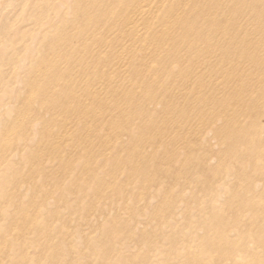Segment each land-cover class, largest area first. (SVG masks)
Returning a JSON list of instances; mask_svg holds the SVG:
<instances>
[{
  "label": "rangeland",
  "instance_id": "rangeland-1",
  "mask_svg": "<svg viewBox=\"0 0 264 264\" xmlns=\"http://www.w3.org/2000/svg\"><path fill=\"white\" fill-rule=\"evenodd\" d=\"M42 1L48 8L39 15ZM69 1L0 0V264H264L263 165L257 159L261 165L254 167L258 144L242 138L237 143L240 137H234L233 145L207 131L194 137L199 142L194 149L186 144L191 163L180 164L182 172L170 198L157 180L141 185L133 178L130 183L127 164L118 169L112 189L117 194L111 196L110 187L100 186L99 181H110L113 168L96 160L91 168L76 162L72 152L83 145L74 147L79 144L76 138L70 139L68 133L60 142L56 138L60 126L52 122L46 127L36 118L28 127L17 125L18 117L34 114L32 108L27 113L24 105L30 83L38 80L41 85L50 79L47 61L54 57L50 49L56 34L78 24L74 11L69 12L76 0ZM170 8L164 4L163 12ZM76 41L71 38L63 48H76L80 43ZM102 69H108L106 64ZM118 76L114 72L109 77L124 80ZM121 98L117 95L118 101ZM55 103L51 108L38 103L35 113L52 121ZM107 117L113 120L112 115ZM120 131L117 144L126 145L124 122ZM56 141L61 143L58 148ZM67 162L72 165L69 173ZM143 192L148 198H142ZM29 223L34 226L28 227Z\"/></svg>",
  "mask_w": 264,
  "mask_h": 264
},
{
  "label": "bare ground",
  "instance_id": "bare-ground-1",
  "mask_svg": "<svg viewBox=\"0 0 264 264\" xmlns=\"http://www.w3.org/2000/svg\"><path fill=\"white\" fill-rule=\"evenodd\" d=\"M42 4L39 15L47 12ZM164 4L171 7L169 12H163ZM71 10L78 24L56 34L50 49L54 57L47 53L49 68L43 62L49 82L45 79L39 85L37 78L30 83L33 86L26 89L30 95L23 103L27 113L32 108L34 114L19 112L18 126L30 125L36 118L46 127L52 122L60 126L56 136L60 142L68 133L70 139L76 138L79 144L74 147L84 145L72 152L76 162L91 168L96 160L113 168L110 181H99L100 186L110 187L111 196L117 194L112 192L117 171L127 164L130 183L133 178L141 185L157 180L170 198L180 168L191 163L186 156L189 148L199 145L194 137L207 131L233 145L234 137H240L237 143L242 138L247 144H258L254 167L261 165L258 159L264 178V0H76ZM71 38L80 43L74 42L78 46L66 51L63 46ZM104 64L108 69H102ZM114 72L124 80H111ZM117 95L122 96L119 101ZM55 102L52 121L35 113L36 104L51 108ZM151 105L159 107L152 110ZM107 115L113 120H107ZM122 122L129 138L126 145L117 144ZM59 141L54 147L61 146ZM181 155L184 160L177 166ZM71 169L67 162L66 173ZM30 223L27 226L33 227Z\"/></svg>",
  "mask_w": 264,
  "mask_h": 264
}]
</instances>
